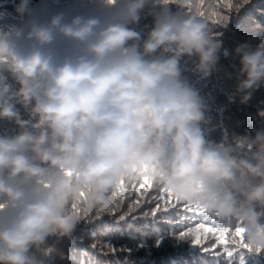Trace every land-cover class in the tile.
I'll use <instances>...</instances> for the list:
<instances>
[{
    "label": "clouds",
    "instance_id": "clouds-1",
    "mask_svg": "<svg viewBox=\"0 0 264 264\" xmlns=\"http://www.w3.org/2000/svg\"><path fill=\"white\" fill-rule=\"evenodd\" d=\"M95 2L92 12L58 11L0 32V74L19 84L0 76V119L20 129L0 135V264H49L58 253L49 236L71 237L79 220L114 214L126 188L148 182L205 217L229 219L221 227L238 244L264 253V128L234 143L210 141L206 104L182 76L184 55L198 57L205 76L219 59L216 22L202 0H158L142 46L129 25L149 0ZM17 12L31 14L29 0ZM235 51L247 103L264 84V40Z\"/></svg>",
    "mask_w": 264,
    "mask_h": 264
},
{
    "label": "trees",
    "instance_id": "trees-1",
    "mask_svg": "<svg viewBox=\"0 0 264 264\" xmlns=\"http://www.w3.org/2000/svg\"><path fill=\"white\" fill-rule=\"evenodd\" d=\"M20 3L21 0H0V32L21 27L32 17L43 19L58 11L75 15L97 9L95 0H29L31 14L21 15L17 12ZM168 7L174 13L184 11L175 3ZM160 10L158 0H149L141 10L139 23L129 25L140 32L141 46L154 27L155 13ZM201 11L216 22L213 30L219 33L216 39L221 41L217 65L205 76L197 67L199 58L184 55L180 66L182 76L198 90L206 104V121L202 124L206 138L216 143H234L236 136L254 138L256 131L264 128V118L258 115V110H264V84L253 92L247 103H241L236 86L242 65L235 50L245 43L255 48L264 40V0H202ZM0 76L14 89L19 88L10 74ZM16 107L22 119L30 118L22 105ZM19 131L14 121L0 119V135ZM138 188L139 185L125 189L114 214L102 213L91 220H79L71 237L49 236L46 246H54L58 253L65 254L62 258L53 253L49 264H241V258L243 264H264V253L241 250L232 257L227 256L211 236L203 245L193 244L192 237L178 239L181 232L193 226L185 223L183 204L164 211V201L156 199L161 191L151 189L137 206V198L144 191ZM158 204L160 210L153 215ZM208 219L219 226L232 223L214 215ZM32 251L40 255L35 247Z\"/></svg>",
    "mask_w": 264,
    "mask_h": 264
},
{
    "label": "snow or ice",
    "instance_id": "snow-or-ice-1",
    "mask_svg": "<svg viewBox=\"0 0 264 264\" xmlns=\"http://www.w3.org/2000/svg\"><path fill=\"white\" fill-rule=\"evenodd\" d=\"M219 2V0H217ZM147 186V188H146ZM143 189L144 191L137 198L136 205L138 206L144 196L147 195V192L151 190L150 182L146 184L139 185L138 191ZM158 201H164V211H167L168 207H176L178 202H176L171 196L166 195L163 191L161 194L156 197ZM185 209V223L188 225L187 231L184 232V235L191 236L193 240L203 245L204 241L211 236L215 239L216 243L223 248V253L227 256L232 257L235 253L241 250L247 249V245L243 243H237L235 233L229 231L227 228L221 227L202 215L203 210L188 204H183ZM160 210V205H157V209L153 211V215L156 214V211ZM237 233H242L243 228H238L235 230ZM242 240V238H241ZM236 246L238 250L233 253L232 248ZM241 264H243V258H241Z\"/></svg>",
    "mask_w": 264,
    "mask_h": 264
}]
</instances>
